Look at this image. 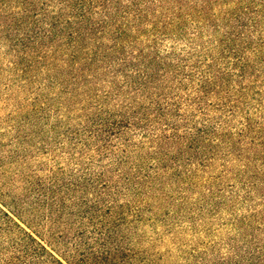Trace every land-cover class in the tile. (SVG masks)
I'll return each instance as SVG.
<instances>
[{
	"label": "trees",
	"instance_id": "16d2710c",
	"mask_svg": "<svg viewBox=\"0 0 264 264\" xmlns=\"http://www.w3.org/2000/svg\"><path fill=\"white\" fill-rule=\"evenodd\" d=\"M0 87V264H166L147 222L232 208L264 264V0H0Z\"/></svg>",
	"mask_w": 264,
	"mask_h": 264
},
{
	"label": "rangeland",
	"instance_id": "374dc122",
	"mask_svg": "<svg viewBox=\"0 0 264 264\" xmlns=\"http://www.w3.org/2000/svg\"><path fill=\"white\" fill-rule=\"evenodd\" d=\"M10 106L8 96H5L0 87V134L7 133L6 130L11 124L9 118L13 116V107ZM1 138L6 140L4 136ZM46 164L45 161L34 164L35 175L44 174ZM40 169L41 172L38 173L37 170ZM207 214L209 219L190 215L193 220L190 228L185 226L188 223L177 221L174 223V231L188 229L174 236L166 233L167 228L159 222L153 226H149L150 223L147 222L142 231L144 240L146 244L152 246L151 250L156 256L162 258L166 264H248L245 262L247 255L245 253L252 249L241 248L242 244L237 242L239 233L231 228L235 223L234 219H239L243 212L232 208L226 212H207Z\"/></svg>",
	"mask_w": 264,
	"mask_h": 264
}]
</instances>
